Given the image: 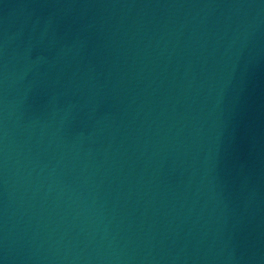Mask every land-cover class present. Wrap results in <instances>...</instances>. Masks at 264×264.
<instances>
[{
	"label": "water",
	"instance_id": "95a60500",
	"mask_svg": "<svg viewBox=\"0 0 264 264\" xmlns=\"http://www.w3.org/2000/svg\"><path fill=\"white\" fill-rule=\"evenodd\" d=\"M0 264H264V0H0Z\"/></svg>",
	"mask_w": 264,
	"mask_h": 264
}]
</instances>
